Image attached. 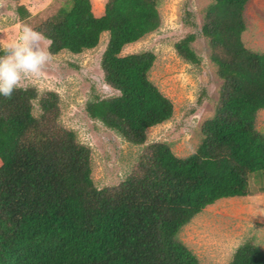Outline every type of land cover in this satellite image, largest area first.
I'll return each mask as SVG.
<instances>
[{
  "label": "trees",
  "instance_id": "obj_1",
  "mask_svg": "<svg viewBox=\"0 0 264 264\" xmlns=\"http://www.w3.org/2000/svg\"><path fill=\"white\" fill-rule=\"evenodd\" d=\"M210 1L199 27L186 14L193 32L174 44L179 58L197 65L191 44L204 38L221 81L197 150L185 158L149 144L122 182L96 189L89 149L57 123L55 93L18 88L0 96V264H199L177 239L180 230L219 200L248 196L251 178L264 194V135L255 127L264 110V53L241 41L248 0ZM157 2L105 0L95 17L90 0H65L33 28L52 40V55L92 50L107 34L99 67L117 95L94 97L85 113L134 146L173 114L148 80L154 55H120L159 28ZM16 12L27 14L21 6ZM228 264H264V253L245 242Z\"/></svg>",
  "mask_w": 264,
  "mask_h": 264
},
{
  "label": "rangeland",
  "instance_id": "obj_2",
  "mask_svg": "<svg viewBox=\"0 0 264 264\" xmlns=\"http://www.w3.org/2000/svg\"><path fill=\"white\" fill-rule=\"evenodd\" d=\"M65 0H0V51L15 41L22 25L32 28L50 17ZM105 0H90L95 17L103 12ZM210 0H158L159 28L136 43L123 47L120 55L150 52L154 55L148 80L172 104L171 119L146 131L143 146L124 141L100 122L85 113V104L96 98H108L117 92L107 87L99 61L107 34L98 45L78 55L62 51L52 55L42 75L29 77L20 88H34L38 97L52 92L58 98L57 123L75 134L79 144L90 151L91 181L96 189L118 185L130 175L144 147L163 143L178 158L197 150L200 127L213 115L221 84L216 68L210 61L207 41L196 36L191 49L197 65L179 58L174 44L193 32L183 21L186 14L200 26ZM21 6L27 14L20 18ZM245 31L241 35L244 47L264 53V0H248L243 12ZM37 47L47 48L46 42ZM32 115L39 116L37 102ZM256 129L264 135V110L255 120ZM256 178L249 181V194L242 198L219 200L206 207L178 233L177 239L196 257L199 264H228L234 251L245 242H252L264 253V194L258 191Z\"/></svg>",
  "mask_w": 264,
  "mask_h": 264
},
{
  "label": "clouds",
  "instance_id": "obj_3",
  "mask_svg": "<svg viewBox=\"0 0 264 264\" xmlns=\"http://www.w3.org/2000/svg\"><path fill=\"white\" fill-rule=\"evenodd\" d=\"M42 41L48 48L37 47ZM52 43L42 32L22 25L18 38L5 45V54L0 55V96L11 98L25 79L42 75L52 57Z\"/></svg>",
  "mask_w": 264,
  "mask_h": 264
}]
</instances>
